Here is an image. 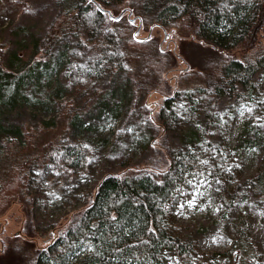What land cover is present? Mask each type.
Here are the masks:
<instances>
[{
  "label": "trees",
  "instance_id": "1",
  "mask_svg": "<svg viewBox=\"0 0 264 264\" xmlns=\"http://www.w3.org/2000/svg\"><path fill=\"white\" fill-rule=\"evenodd\" d=\"M66 2L43 40L36 44L42 61L20 59L16 73L0 68V213L8 202L19 200L32 220L27 210L34 193L29 186L32 170L48 162L55 171L78 176L87 170L90 160L89 147L79 139L67 141L56 136L40 145L27 128L24 132L17 128L14 135H8L3 112L21 103V92L27 85L39 86L47 77L51 80L49 74L55 72V84L60 83L75 96L74 101H57L61 117L66 111L67 118L72 104L85 106L101 95L99 85L112 71L129 75L133 67L140 68L132 78L135 90L148 91L159 85L162 73L175 66V59L155 40L134 37L132 22L122 18L123 12L133 15L144 28H176L180 35L213 50L201 48L208 53L202 55L200 46L190 40L191 55L185 52L186 58L181 53L189 65L207 71L200 75L204 85L165 95L154 117L146 115L151 121L150 147L154 154L138 165L131 163V154L127 153L115 171L101 172L94 187L83 194V204L72 210L52 243L37 249L29 241H10L2 246L0 264H163L168 251L178 257L189 256L190 247L172 233L168 218L178 199L189 195L192 182L200 176V159L211 152V140L226 122L222 112L216 110L205 111L202 122L196 117L204 110L207 97H213L215 103L223 97L237 102L252 100L254 76L264 70V50L242 59L223 53L256 48L257 34L264 25V0ZM122 6L125 9L118 14ZM61 37H73L78 42L53 63L52 50ZM195 52L200 53L202 60H196L200 63L193 61L197 58ZM178 98L184 101L194 126L188 143L174 151L164 134L179 119ZM246 191L264 197V164L240 187L223 192L221 200L226 209H231ZM23 232H29V237L35 235L32 222ZM250 252L240 238L230 249L213 257L230 262L235 253L244 260Z\"/></svg>",
  "mask_w": 264,
  "mask_h": 264
},
{
  "label": "rangeland",
  "instance_id": "2",
  "mask_svg": "<svg viewBox=\"0 0 264 264\" xmlns=\"http://www.w3.org/2000/svg\"><path fill=\"white\" fill-rule=\"evenodd\" d=\"M66 3V0H0V68L16 73L20 59L30 63L42 61L36 44L43 40ZM124 9L125 6L120 7L118 14ZM128 16L124 12L122 18L131 20L133 36L155 40L160 49L171 53L175 66L164 71L160 84L148 91L134 88L132 78L140 68L133 67L129 75L112 71L99 85L101 95L85 106L72 104L69 118L65 117L66 111L61 117L57 101H74L75 96L65 86L55 84V72L49 74L51 80L47 77L39 86L32 84L23 89L21 103L3 112L8 135H14L17 128L22 132L27 128L40 145L56 136L67 141L79 139L89 147L90 160L87 170L78 176L55 171L48 162L32 170L29 186L34 193L27 210L33 221L26 216V208L19 200L8 202L0 213V254L2 246L14 240L29 241L37 249L52 243L64 229L72 210L83 204V194L94 187L102 171H115L127 153L131 154V163L138 165L154 154L151 121L146 115L154 117L165 95L204 85L201 76L207 71L189 65L181 53L191 55L190 40L200 46L202 55L208 54L201 50L208 49L207 45L180 35L176 28H144L133 15ZM77 42L73 37H61L52 50L51 61H59ZM256 42L255 51L237 48L223 54L242 59L264 50V25ZM195 53L197 58L193 61L200 63V53ZM254 83L252 100L237 102L223 97L215 103L213 97H207L204 110L196 117L202 122L205 111L216 110L222 112L226 122L211 140V152L200 159V176L192 182L189 195L178 199L168 218L172 233L188 244L191 253L178 257L172 251L165 252L163 264H264V197L246 191L229 210L221 200L223 192L240 187L264 164V70L254 76ZM176 110L179 119L164 134L174 151L186 145L194 126L180 98L176 100ZM162 135L163 132L159 136ZM31 222L33 237L23 232ZM240 238L251 250L244 260L238 253L230 262L213 257L230 249Z\"/></svg>",
  "mask_w": 264,
  "mask_h": 264
},
{
  "label": "water",
  "instance_id": "3",
  "mask_svg": "<svg viewBox=\"0 0 264 264\" xmlns=\"http://www.w3.org/2000/svg\"><path fill=\"white\" fill-rule=\"evenodd\" d=\"M123 13H124V12H123ZM123 13H122V14H123Z\"/></svg>",
  "mask_w": 264,
  "mask_h": 264
}]
</instances>
